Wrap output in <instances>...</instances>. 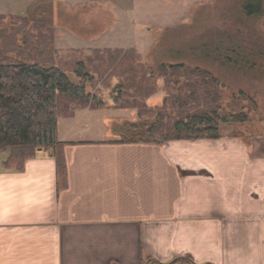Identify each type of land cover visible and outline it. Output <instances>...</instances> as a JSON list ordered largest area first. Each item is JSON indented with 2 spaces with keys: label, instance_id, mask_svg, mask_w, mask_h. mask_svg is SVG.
<instances>
[{
  "label": "crops",
  "instance_id": "crops-1",
  "mask_svg": "<svg viewBox=\"0 0 264 264\" xmlns=\"http://www.w3.org/2000/svg\"><path fill=\"white\" fill-rule=\"evenodd\" d=\"M102 111L61 118L59 146L22 168L5 153L0 264H264V136L129 143L78 125Z\"/></svg>",
  "mask_w": 264,
  "mask_h": 264
},
{
  "label": "rangeland",
  "instance_id": "rangeland-1",
  "mask_svg": "<svg viewBox=\"0 0 264 264\" xmlns=\"http://www.w3.org/2000/svg\"><path fill=\"white\" fill-rule=\"evenodd\" d=\"M250 1L0 0V14L43 18L53 28L57 60L67 69L73 67L64 65L60 58L76 50H84V57L94 55L96 79L87 91L96 95L94 104L103 111L87 118L80 114L78 125L97 129L107 124L102 126L104 131L107 128L114 138H123L122 128L128 129L127 125L139 119L136 109L123 108L114 101L113 86L128 76L131 88L121 98L122 105H142L150 95L148 103L153 108L162 104L167 91L176 93L169 87L173 77L165 83L164 78L159 79L160 72L146 70L144 74L140 60L148 65H185L214 74L221 85L223 110L244 111L249 116L246 122L224 124L222 134L244 138L264 136V14L241 8ZM11 22L7 19L4 23L7 36L13 34ZM105 46L125 50L107 51L98 57L97 49ZM129 48L137 52L127 53ZM70 76L78 82L74 73ZM180 85H188L187 78L183 77ZM152 116L150 111L144 114V118ZM65 127L68 125L63 121V131ZM5 158L0 152V162Z\"/></svg>",
  "mask_w": 264,
  "mask_h": 264
},
{
  "label": "trees",
  "instance_id": "trees-1",
  "mask_svg": "<svg viewBox=\"0 0 264 264\" xmlns=\"http://www.w3.org/2000/svg\"><path fill=\"white\" fill-rule=\"evenodd\" d=\"M243 8L263 15L264 0H251L244 3ZM14 17H17L19 28ZM18 17L0 14V152L8 153L7 166L22 168L25 161L38 151L59 146L61 118H73L80 109L99 107L94 104L96 95L87 91L88 84L96 79L91 57L94 55L84 57V50H76L60 58L64 65L73 67L67 69L57 60L53 28L43 18L34 15ZM7 19L14 26L13 34L9 36L4 25ZM97 50L96 55L100 57L107 51L125 49ZM126 52L137 51L129 48ZM78 53L79 57H75ZM139 62L144 74L146 70L160 72L159 79L164 78L165 83L173 77L169 80L172 83L169 87L176 93L167 91L162 104L153 108L148 103L152 98L150 95L142 105H122L121 98L127 88H131L130 77L122 78L113 86L116 104L136 109L139 117L127 125L128 129L122 128L124 139L121 138V142L164 144L175 140L219 139L224 124L248 120L244 111L226 113L223 110L221 85L211 72L185 65H145ZM70 73L76 75L78 82L72 80ZM177 73L185 75L177 77L174 75ZM183 77L187 78L188 85H180ZM98 102L99 105L101 101ZM149 111L153 116L144 118L145 112ZM143 264L196 263L186 257H177L169 263L151 260Z\"/></svg>",
  "mask_w": 264,
  "mask_h": 264
}]
</instances>
